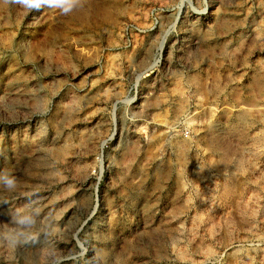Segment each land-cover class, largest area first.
I'll use <instances>...</instances> for the list:
<instances>
[{"label":"rangeland","instance_id":"1","mask_svg":"<svg viewBox=\"0 0 264 264\" xmlns=\"http://www.w3.org/2000/svg\"><path fill=\"white\" fill-rule=\"evenodd\" d=\"M0 176V264H264V0L0 5Z\"/></svg>","mask_w":264,"mask_h":264},{"label":"clouds","instance_id":"2","mask_svg":"<svg viewBox=\"0 0 264 264\" xmlns=\"http://www.w3.org/2000/svg\"><path fill=\"white\" fill-rule=\"evenodd\" d=\"M79 0H0V5L4 6H19L27 12L40 11L43 8L59 10L62 15H68L73 12L75 5ZM83 5H81L82 7ZM206 11V9H205ZM0 181L8 189L16 187V179L13 176H0ZM14 223L22 230L31 228L35 224V218L30 213H17L13 218ZM23 231H13L5 234L0 239L6 241L10 246L19 242V237Z\"/></svg>","mask_w":264,"mask_h":264},{"label":"water","instance_id":"3","mask_svg":"<svg viewBox=\"0 0 264 264\" xmlns=\"http://www.w3.org/2000/svg\"><path fill=\"white\" fill-rule=\"evenodd\" d=\"M180 14H181V11H180V13H179V16H180ZM164 46H165V44H164ZM164 46H163V48H164ZM163 48H162V49H163Z\"/></svg>","mask_w":264,"mask_h":264}]
</instances>
